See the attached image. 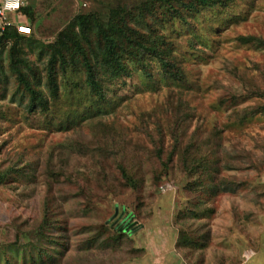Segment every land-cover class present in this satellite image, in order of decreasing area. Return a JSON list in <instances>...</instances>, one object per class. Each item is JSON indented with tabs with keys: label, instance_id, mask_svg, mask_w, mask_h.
<instances>
[{
	"label": "rangeland",
	"instance_id": "rangeland-1",
	"mask_svg": "<svg viewBox=\"0 0 264 264\" xmlns=\"http://www.w3.org/2000/svg\"><path fill=\"white\" fill-rule=\"evenodd\" d=\"M138 1L22 0L32 31L19 43L21 67L49 110H28L10 43H0V170L25 172L0 183V247L18 245L0 264H264V0L200 8L188 22L150 17L183 83L152 56L146 71L130 62L113 79L78 40L65 48V75L54 66L57 97L49 94L46 45L76 31L77 16L104 22ZM84 58L104 99L84 82ZM186 148L199 155L195 171L182 166ZM46 209L54 228L34 237ZM28 241L45 243L41 259L21 261L39 251Z\"/></svg>",
	"mask_w": 264,
	"mask_h": 264
},
{
	"label": "trees",
	"instance_id": "trees-1",
	"mask_svg": "<svg viewBox=\"0 0 264 264\" xmlns=\"http://www.w3.org/2000/svg\"><path fill=\"white\" fill-rule=\"evenodd\" d=\"M230 1L231 0H139L131 8L125 6L115 8L104 22L95 14L77 16L75 18L76 31H74V28H72L70 32L61 31L57 34L56 40L53 43L46 45L50 53L47 61V87L50 96L56 98L58 91L54 66L59 63L62 74L65 75L67 63L65 48L73 41L78 45V40L86 44L94 53L100 67L113 79L129 73L130 62L146 71L144 69L147 63L145 62V57L152 56L160 63L164 76L182 83L185 82L184 72L178 61L172 56V49L169 42L165 39L163 34L151 28L148 23L150 17L157 20L161 16H163V18L167 16L168 19L177 18L178 20L188 22V13H195L199 11L200 8L209 6H224ZM20 10L31 23L32 10L30 7L23 5ZM132 21L136 22V25L141 26L131 24L130 22ZM142 27H145V29ZM31 31L32 27L30 26V33ZM30 33H21L14 25H11L0 34V43H5V41L10 43L8 53L9 67L26 89L28 94V110L34 111L38 108L41 112H47L49 110V95L44 90L40 89L38 85L33 83L21 67L26 63V60L20 55L19 43L27 36H30ZM240 40L244 42L249 41V37H242ZM257 41V44L264 43L263 41ZM82 64L85 84L97 98L104 99L105 93L97 74V66L91 64L85 58ZM147 74L149 75L148 72ZM196 154L197 153L190 152L187 148L183 150L182 166L185 171H195L197 168L199 164L198 160L200 159L199 155ZM171 155L172 153L162 162L164 168H167L170 163ZM120 170L126 182L130 186H134L135 183L132 177L126 173L125 169L121 167ZM11 175L22 177L25 176V172L23 168L18 166V163H14L10 167L0 170V183ZM53 223L51 212L46 209L42 220V226H40L39 231L34 229L33 236H45V239H47L48 237L45 233L49 228H54ZM117 230L120 231V234L124 232V229ZM44 244L43 241L39 243L28 241L26 246L39 248V251L34 257L32 254L29 257H25V253L22 254L21 261L26 262L27 260L41 259L42 254L46 252V250L42 248ZM10 249H12L16 255L18 245L12 243L0 247V255L4 257L9 255V251H12Z\"/></svg>",
	"mask_w": 264,
	"mask_h": 264
},
{
	"label": "built area",
	"instance_id": "built-area-1",
	"mask_svg": "<svg viewBox=\"0 0 264 264\" xmlns=\"http://www.w3.org/2000/svg\"><path fill=\"white\" fill-rule=\"evenodd\" d=\"M22 6V0H0V34L11 25L21 33H30L28 23L20 20L24 17L20 10Z\"/></svg>",
	"mask_w": 264,
	"mask_h": 264
}]
</instances>
